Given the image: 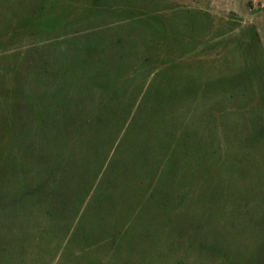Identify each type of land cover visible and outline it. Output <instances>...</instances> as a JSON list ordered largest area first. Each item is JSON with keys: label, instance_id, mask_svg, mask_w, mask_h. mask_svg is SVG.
Instances as JSON below:
<instances>
[{"label": "rangeland", "instance_id": "rangeland-1", "mask_svg": "<svg viewBox=\"0 0 264 264\" xmlns=\"http://www.w3.org/2000/svg\"><path fill=\"white\" fill-rule=\"evenodd\" d=\"M0 264H264V0H0Z\"/></svg>", "mask_w": 264, "mask_h": 264}]
</instances>
